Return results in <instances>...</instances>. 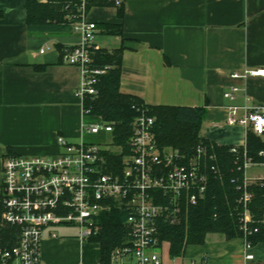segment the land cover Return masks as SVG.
<instances>
[{
    "label": "crops",
    "instance_id": "obj_1",
    "mask_svg": "<svg viewBox=\"0 0 264 264\" xmlns=\"http://www.w3.org/2000/svg\"><path fill=\"white\" fill-rule=\"evenodd\" d=\"M27 1L0 0V185L6 154L54 155L60 136L71 143L99 140L82 132L97 119L83 115L76 97L81 69L63 64L58 49L77 45L79 37L30 34ZM122 2L123 21L116 8H92L89 13L97 24L123 25L120 35L107 36L111 47L102 46L109 52L125 49L121 91L148 106L205 108V140L220 147L245 146V129L227 124L229 108L245 106L247 97L251 106L264 107V79L230 76L264 67V0ZM105 36L100 31L98 42ZM231 86L241 90L234 99L224 96ZM64 228L77 233H57L52 239L49 233L60 228L48 229L41 264H106L99 243L80 240L77 228ZM166 254L170 264H264V243L246 250L243 238L209 234L203 245L189 246L181 258L172 259L169 246ZM247 254L254 259L247 260Z\"/></svg>",
    "mask_w": 264,
    "mask_h": 264
},
{
    "label": "built area",
    "instance_id": "obj_2",
    "mask_svg": "<svg viewBox=\"0 0 264 264\" xmlns=\"http://www.w3.org/2000/svg\"><path fill=\"white\" fill-rule=\"evenodd\" d=\"M89 1L79 0L76 15L69 17L79 42L63 49L61 61L81 69L83 82L76 97L81 101L83 115L97 119L93 124H85L82 132L99 140L71 143L60 136L59 150L54 155L4 156L0 185V264H41L42 245L46 231L51 228L74 227L80 240H91L102 232V215L115 207L127 214L128 239L114 249L109 264H170L162 252L165 242L159 241L161 223H180L184 211L197 205L207 192L205 147L198 146L190 157L178 149L161 147L155 136L156 119L146 109H138L126 146L118 145L114 125L85 108L87 98L98 95L100 78L109 70L94 65V57L102 47L98 42V25L89 19ZM121 4L122 0H116V8ZM230 77L243 81L264 79V67L236 71ZM240 91L238 86H231L224 96L234 99ZM246 101L241 108H229L227 124L264 137V107L251 106L248 97ZM242 148L244 153L240 155ZM230 152L243 159L241 229L247 237L252 234L249 224L253 223L249 210L252 195L247 187L254 179L247 178L246 171L257 165L247 157L245 146L231 147ZM253 232L257 233L258 229ZM49 237L55 239L58 234L51 231ZM244 240L246 250H250L252 244ZM246 259L253 260L254 256L247 254Z\"/></svg>",
    "mask_w": 264,
    "mask_h": 264
},
{
    "label": "trees",
    "instance_id": "obj_3",
    "mask_svg": "<svg viewBox=\"0 0 264 264\" xmlns=\"http://www.w3.org/2000/svg\"><path fill=\"white\" fill-rule=\"evenodd\" d=\"M39 0L27 1V28L30 34L60 35L73 33L69 17L76 15L75 6L79 0ZM92 8H116V0H91ZM117 9L120 21L124 19V4ZM98 28L106 36L122 33L123 25L100 24ZM65 47L58 46L60 53ZM124 47L109 52L102 49L96 53L94 65L109 67L108 73L100 78L98 95L87 98L85 108L91 114L100 116L105 122L113 124L115 140L118 145L126 146L132 134V125L139 115L138 109H146L155 121V136L161 147L178 149L190 157L202 145L207 151L204 167L208 177L205 197L197 205L184 211L182 220L175 225L161 223L160 244L169 243L172 259L181 258L191 245H203L209 234H223L226 239H246L256 245L264 243V180H250L247 190L252 195L249 210L253 223L245 236L241 229L243 207L240 200L244 193L243 159L230 152L231 147H220L201 136L205 116L202 107L148 106L140 98L121 91L123 73L122 56ZM62 62V61H61ZM247 157L254 165L264 166V139L252 133L247 135ZM243 148L240 155H243ZM212 157V158H211ZM243 157V156H242ZM127 214L115 207L101 217L102 232L91 239L101 246L102 261L109 264L115 248L124 245L128 239L125 226ZM258 229L257 233L253 231Z\"/></svg>",
    "mask_w": 264,
    "mask_h": 264
},
{
    "label": "rangeland",
    "instance_id": "obj_4",
    "mask_svg": "<svg viewBox=\"0 0 264 264\" xmlns=\"http://www.w3.org/2000/svg\"><path fill=\"white\" fill-rule=\"evenodd\" d=\"M110 41L111 40H109V37H107V36H105V37H102L101 39H100V43H99V45L102 47V46H104V47H111V45L109 44L110 43ZM263 139H264V137H263ZM81 141H73L72 143H80ZM246 174H247V177H254V176H256V175H264V168H257V167H252V168H250V169H248L247 171H246ZM57 231V233L59 234V235H70V234H75V233H77V230L76 229H67V228H60V229H57L56 230ZM168 246H169V243H165V245H164V250L162 251L163 253H164V255H167L166 254V251H167V248H168ZM170 247V246H169ZM166 259V258H165ZM166 260H168V259H166Z\"/></svg>",
    "mask_w": 264,
    "mask_h": 264
}]
</instances>
